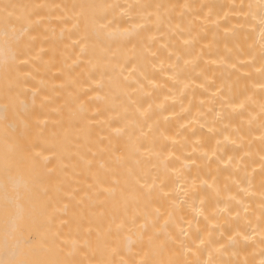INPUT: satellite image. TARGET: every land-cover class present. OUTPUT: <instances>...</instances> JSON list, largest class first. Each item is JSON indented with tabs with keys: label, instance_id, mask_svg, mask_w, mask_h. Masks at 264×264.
I'll list each match as a JSON object with an SVG mask.
<instances>
[{
	"label": "bare ground",
	"instance_id": "6f19581e",
	"mask_svg": "<svg viewBox=\"0 0 264 264\" xmlns=\"http://www.w3.org/2000/svg\"><path fill=\"white\" fill-rule=\"evenodd\" d=\"M4 2L9 0H0V3ZM11 2L45 6L37 9L39 16L33 17L38 21V27L33 32L38 58L28 68L34 76L31 83L42 88L48 96L42 115L46 124L41 125L42 132L37 134V150L55 145L54 153H45L54 158L49 164L52 172L46 206L39 210L50 249L41 258L70 259L76 264L119 262L121 257L128 261H139L142 253L133 218H140L145 212L151 213L154 207H161L162 204L161 211L165 212L168 202L157 190L152 193L151 202L146 206L149 198L143 194L136 180L146 175L151 183L152 177L156 176L157 185L163 183L164 192L176 198L173 190L179 189L180 185L174 183L172 169H179L186 161L195 159V165L189 164L183 169L185 176L190 181L197 175L199 166L200 175L211 182L206 175L208 161L201 157L204 152L210 153L213 148L219 147L220 152L224 153L223 159L226 161L231 155L235 165L225 169L221 164V170L217 173L215 161L211 164L220 191L219 198L212 193L200 206L198 182L194 194L190 193L189 197H183L182 193L180 195L189 203L194 195L197 206L203 207L204 215L193 219L191 209L181 205L176 211L175 223L187 228V220L193 219L191 231L194 233L197 226L204 231L208 227L204 216H208L213 223L223 226L224 237H220L219 229H213L211 237L213 241L219 240L221 243L226 242L227 235L239 229L250 239L239 240L236 245L226 247L223 254H214L213 258L218 264H261V260H264V242L258 217L261 213V191H264V170L260 159L264 155V143L260 139L264 133V114L261 113L264 91L260 84L264 83V76L260 73V53L264 40L260 34L259 17L255 20L249 18L246 22L237 10L241 4L258 5L260 0ZM105 2L122 6L116 10L114 31L112 35L89 33L86 51L81 53V46L75 41L83 35L84 25L81 23L79 29L72 30L69 38L73 23L67 19L73 11L70 6ZM145 5L150 7H142ZM157 5L161 7L157 9ZM185 5L187 7H183ZM124 11L128 14L122 15ZM141 17L147 23L146 31L140 35L135 32L129 36L122 35L124 28L131 30L135 23L142 22ZM190 36L196 40L194 54L202 53L199 67L195 70L192 65L186 66L183 59L177 61L175 55L171 59L168 56L169 52L175 51L185 58H191L186 55L190 50L182 43L184 38ZM145 46L150 47L157 56H149ZM129 60L137 64V71L125 81L124 77L129 76ZM213 60L217 62L211 63ZM170 64L178 65L175 71L179 78L190 82L183 96V105L191 108L190 113L182 112L180 104H174L172 99L165 100L166 96L173 95L169 89L178 93L182 87L169 79L173 73ZM201 72L208 79L207 92L198 87L204 83L203 76L199 75ZM145 77L154 80L159 87L154 88ZM101 80L103 87L97 88L96 82ZM137 80L144 85L143 91L139 90ZM3 88L4 83L0 78V96ZM218 88L222 89L225 98H231L235 104L243 102L244 108L233 111L232 107L225 105L222 109L219 97L215 103L210 102L212 93ZM148 92L152 95H146ZM97 95L100 99H96ZM41 98H38L37 107ZM201 101H204L203 105ZM161 103L166 109L162 115L156 108ZM82 104L86 111H81ZM149 104H152V109L146 116L136 111L137 107L141 111L147 110ZM221 111L223 117L218 119L216 113ZM165 116L168 117L167 121L164 120ZM181 124L187 127L181 130ZM209 127L213 128L212 132H209ZM115 128L123 129V134L117 135ZM193 129L195 136L192 135ZM178 132L182 134L177 135ZM130 137L133 141L139 139L143 142L144 148L140 153H135L130 147ZM164 137H175L177 143L173 145L171 140ZM197 139L201 144L195 145L197 151L193 152ZM217 140L222 142L221 145L216 144ZM233 140L236 144L231 143ZM3 147V134L0 131V152ZM146 149L162 152L163 156L168 157L169 170L165 172L157 158L150 156ZM237 182L240 187L249 188V193H240ZM229 194L243 200V205L231 201V217L223 214L214 216L217 199L221 201L220 207H223V200ZM159 223L162 225L163 220ZM169 230L174 231V226L170 224ZM73 241L76 242L75 246ZM215 247H219V244ZM113 248L118 250L119 255L112 253ZM202 258H208L207 250L203 251Z\"/></svg>",
	"mask_w": 264,
	"mask_h": 264
},
{
	"label": "snow or ice",
	"instance_id": "6c2138e0",
	"mask_svg": "<svg viewBox=\"0 0 264 264\" xmlns=\"http://www.w3.org/2000/svg\"><path fill=\"white\" fill-rule=\"evenodd\" d=\"M42 7L45 6L15 3L11 2V0L0 3V78H2L4 83L3 93L0 96V131L3 134L4 145L3 151L0 152V264H76L75 261L70 259L53 260L41 258L47 255L50 249L47 247V233L44 230V223L41 222L39 210L46 206L45 198L49 194V178L52 172L49 164L54 158V156H49L45 153H54L55 145H49L37 150V134L42 132L41 125L46 124V120L42 119V115L48 96L42 88H38L31 83L34 80V76L28 68L31 62L38 58V54H35L36 37L33 35V32L38 27V21L34 20L33 17L40 15L37 9ZM70 7L73 11L72 15L68 16L67 19L73 21V23L72 28L69 29V38L71 39L72 30L79 29L81 23L84 25L83 35L75 41L77 45L81 46V53L86 51V40L89 33L92 35H112L114 31L113 25L117 24L116 10L122 8L121 5L107 2L72 5ZM131 7L129 6V8ZM142 7L147 8L150 6L145 5ZM160 7V5L156 6L157 9ZM254 8L255 11H253ZM76 9H79V11H76ZM237 10L240 15L245 17L246 22H248L249 18L255 20L257 16L259 17L260 34L262 40H264V0H260L258 5L241 4L237 6ZM127 14L126 11L122 12V15ZM157 19H159V16H157ZM141 21L135 23L131 30L124 28L122 35L129 36L132 32L140 35L146 31L147 23L143 17H141ZM129 43H131V40H129ZM182 43L190 50L186 55L191 58H185L172 51L168 53L169 59L175 55L177 61L183 59L186 66L192 65L193 70H195L199 67V61L202 59V53L200 55L194 54L196 40L190 36L189 38H184ZM164 47L166 48L167 46L165 45ZM133 48H135V45H133ZM145 51L149 56H157V53L148 46H145ZM260 59L262 61L260 73L264 76V44H262ZM216 62L215 60L211 61V63ZM161 67H163V61H161ZM169 67L173 69L169 79L175 81L177 85H182V87L178 93L174 92L173 89H169V92H172L173 95L170 97L166 96L165 100L172 99L174 104H180L182 112L190 113L191 108H185L183 105L184 90L190 87V82L179 78V74L175 71L178 65L170 64ZM232 67L235 68L236 66L233 64ZM127 70L129 76L124 77L125 81L137 71V64L129 60L127 62ZM199 75L203 76L204 83H201L198 87L207 92V76L203 72L199 73ZM145 79L154 88L159 87L154 80H150L148 77H145ZM135 82L139 85V90L143 91L144 85L138 80ZM96 87H103L102 80L96 82ZM260 88L264 91V83L260 84ZM146 95L151 96L152 93L148 92ZM29 97H31V101H29ZM40 97L42 98L39 100V107H37V101ZM217 97L220 99L222 109L225 105L232 107L233 111L237 108H244L243 102L235 104L231 98H225L222 89L218 88L212 93L210 102L215 103ZM96 99H100L99 95H97ZM200 103L203 105L204 101ZM156 108L160 110L161 115L166 110L165 105L162 103L157 104ZM151 109L152 104H149L147 110L141 111L140 107H137L136 111L140 112L142 116H146ZM81 111H86L83 104L81 105ZM261 113L264 114V104L261 105ZM223 114L222 111L217 112L216 117L218 119L222 118ZM164 120L167 121L168 117L165 116ZM186 127L187 125L185 124L180 125L181 130ZM200 127L203 128L204 125L201 124ZM149 130L151 131V126H149ZM114 131L117 135H121L124 130L115 128ZM212 131L213 128L209 127V132ZM181 134L182 132L177 133V135ZM192 135H196L195 129H193ZM164 139L171 140L173 145L177 143L175 137H164ZM260 139L264 143V133H262ZM225 140H228V137H225ZM129 142L135 153H140L141 149L144 148L143 142L139 139L133 141L130 137ZM44 143L48 145L47 141H44ZM221 143L220 140L216 141L218 146ZM231 143L236 144V141L233 140ZM200 144L201 141L199 139L194 142L193 152L197 151L195 145ZM146 151L150 156L154 155L157 158L165 172L169 170L168 157L163 156L162 152L151 149H146ZM223 156L224 153L220 152L219 147H217L213 148L210 153L204 152L201 157L208 161L206 175L211 178V182L200 175L199 166H197V175L192 177L190 181L185 176L183 169L189 164L195 165V159L186 161L179 169H172L175 175L174 183L180 185L179 189L173 190L176 192V198H173L170 193L164 192L163 183L159 186L157 185L156 176L152 177L151 183L148 182L146 175L138 178L136 184L143 190V194L149 198L146 206L151 202L152 193L158 190L168 202L167 208L165 212H162V204L161 207H154L151 213L145 212L142 217L133 218L132 223L138 229V243L142 253L139 261H128L121 257L119 262L108 261L101 262V264H218L213 258L214 254H223V250L226 247L236 245L239 240L247 241L250 239L248 234L236 229L227 235L225 243H221L219 240L213 241L211 239L213 229L220 230V237H224L225 233L223 226L219 223H213V220L208 216H204L208 225L206 230L202 231L197 226L194 233L191 231L193 219L203 216L204 209L197 206L194 195L191 198V203H189L180 194L182 193L183 197H189L190 193L194 194L197 191V183L199 182V190L201 192L200 206L205 204V200L212 193H215V196L219 198L220 191L216 184V176L212 174L211 164L214 160L217 173L221 170V164L224 165L225 169L235 166L233 165V156H228L226 161ZM177 159L179 158L177 157ZM260 159L262 162L261 168L264 170V155ZM141 180H143V183ZM237 188L240 193H249V188L240 187L238 182ZM231 201H235L237 205L241 206L244 203L243 200L237 199L236 195L229 194L223 200V207H220L221 201L217 199V211L214 216L223 214L226 217H231ZM181 205H187L194 213L193 219L187 220V228L175 223V214ZM260 207L261 213L258 217V227L262 242H264V191H261ZM244 210L247 212V207ZM236 216H239L238 211ZM161 220H163L162 225L159 223ZM196 223L199 225L198 220ZM251 223L249 221V225ZM170 224L174 226V231L169 230ZM72 243L75 246L76 242L73 241ZM130 244L131 241H129ZM216 244H219V247H215ZM130 250L131 248L129 247ZM205 250L208 251L207 259L202 258ZM112 253L119 255L118 250L115 248L112 249ZM261 264H264V260H261Z\"/></svg>",
	"mask_w": 264,
	"mask_h": 264
}]
</instances>
